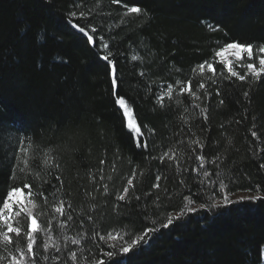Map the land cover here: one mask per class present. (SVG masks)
I'll return each mask as SVG.
<instances>
[{
  "label": "trees",
  "instance_id": "1",
  "mask_svg": "<svg viewBox=\"0 0 264 264\" xmlns=\"http://www.w3.org/2000/svg\"><path fill=\"white\" fill-rule=\"evenodd\" d=\"M133 6L147 15L125 16ZM72 11L90 15L76 20L68 15ZM69 19L89 32L94 26L96 43H88ZM232 40L264 43V0H0V195L30 183L34 193L47 197L46 205L43 197H34L47 213L41 226L56 216L52 235L62 251L49 249V261L38 257V264H53V255L60 257L55 264H72L70 251L78 253L77 264H91L112 243L99 237L93 241L94 232L106 238L109 232L119 235L118 251L125 239L151 227L159 231L127 255V264H264V202L243 212L201 209L162 227L169 214L186 206L199 209L206 200L202 172L192 171L200 163L196 154L205 156L213 180L219 170L225 182L235 181L231 199L264 196V80L241 82L218 75L213 85L207 74L192 71L213 61L215 51ZM108 51L120 77L118 96L141 127L147 150L136 147L116 104L110 67L101 59ZM132 55L140 59L133 61ZM189 80L194 91L205 82L206 89L198 92L201 100L179 94ZM168 84L174 91L171 99L165 96L162 108L156 97ZM205 91L211 95L204 96ZM194 103L207 108V120ZM197 138L205 147L193 153L189 140ZM169 149L176 159L161 163L159 156ZM214 157L220 159L208 163ZM48 160L54 164L46 165ZM157 175L159 187H153ZM129 178L134 185L128 197L117 201ZM60 199L72 204L68 213L74 218L63 230L59 222L66 217L52 212ZM36 235L34 248L43 256L46 237ZM64 236L81 239V244Z\"/></svg>",
  "mask_w": 264,
  "mask_h": 264
},
{
  "label": "snow or ice",
  "instance_id": "2",
  "mask_svg": "<svg viewBox=\"0 0 264 264\" xmlns=\"http://www.w3.org/2000/svg\"><path fill=\"white\" fill-rule=\"evenodd\" d=\"M119 0H113V3H118ZM78 7V5H77ZM141 14L144 13L147 15L146 10L141 7L133 6L128 7L125 16L128 14ZM73 19L84 18L89 13H85L81 11L79 14L77 12L72 11L68 14ZM73 19H69L68 23L75 29H78L80 33H83L87 37V41L90 44L96 43V38L94 34L97 32V29L94 26H90L89 30H86L85 27L80 26L78 23H74ZM218 29V26H217ZM103 40V37L100 38ZM103 49H108V44L102 43ZM228 50H232L235 63L232 58L225 57V53ZM112 53L110 51L107 54L101 56V59L107 62V65L110 67V76H111V88L113 90V94L117 95L116 104L120 109L123 110V116L127 118L126 128L128 131L133 134V139L135 140L136 147L147 150L148 142L144 138V133L139 125L134 123L131 115V110L126 103L124 97L118 96V88L120 84V77L118 75V70L116 67V63L113 59H111ZM131 59L133 61L140 59L138 55H132ZM245 59H247V63H245ZM222 65V70L218 73V66ZM199 70V75L204 77L206 74L208 75V80L211 84L215 85L217 83L216 77L219 75L223 79H231L235 78L241 82L249 81L251 83L260 82L264 80V43H260L258 46L255 43L250 42H240L238 40H232L231 42L225 43L223 47L218 48L215 51V59L213 61H204L198 64L196 67L192 69L193 73ZM238 69H246L244 71H240ZM179 71V70H178ZM227 73V76L224 73ZM141 75H144L142 72ZM181 81L177 80L176 85H180ZM206 84L203 80L199 83L198 89L193 90L192 81L189 80L186 86L179 87V94L187 93L189 96L194 98V101L201 100V96L198 94L199 90H205ZM174 91V86L172 84H168L166 90H161L160 94L156 97V102L160 105V107H164V99L167 96L169 99L172 98ZM217 95H220L219 90H217ZM211 93L205 91L204 96H210ZM244 97L247 98L249 93L245 91L243 93ZM179 103V101H178ZM224 101L221 100L220 104H223ZM194 108H199L200 113L204 115V119L207 120V108H202L199 103L193 104ZM188 111L187 108L184 110ZM185 123H187V117H183ZM239 123V121H237ZM252 137L258 138L257 132H251ZM230 142V141H229ZM25 144V140H20V145L23 146ZM189 146L192 148L193 153L196 152V149L199 148L201 150L204 149L205 145L201 141L200 138L189 140ZM28 147L31 148V143L28 144ZM156 157H153L155 159ZM173 161L176 159V153L172 149L166 150L159 156V160L163 163L165 160ZM195 159L199 161L198 168L192 169V171L197 172L198 174L202 172V178L200 183L202 185L201 191L204 192L206 196V200L204 203L199 205V209L193 207H185L181 208L179 212L175 215L169 214L166 222L162 225L163 228L167 229L171 225L174 224L175 221L181 220L189 213L197 212L201 209L203 210H224V211H236L243 212L251 210V207L256 204L257 201L264 202V196H251V197H239L237 199H231L230 196L232 194L231 184H233L234 180H229L225 182L223 178H221V173L219 170L216 171L215 176L216 179L213 180L212 173L205 168V156L202 154H196ZM220 159L219 157H214L212 161L208 163L215 164L216 161ZM101 164H104L105 161L101 160ZM45 164H54V160L45 161ZM27 167V161H25V167H19L18 171L21 173L25 172ZM55 167H59V165H55ZM220 165L216 164V168L219 169ZM261 169H264V164L260 165ZM179 170V169H178ZM188 169H185L187 171ZM17 167H13V176L12 179L16 178ZM135 169H133V177L135 176ZM57 180H61L59 175L56 176ZM103 179V176H101ZM161 180V176H156L157 184L153 185V187H159V181ZM62 183V181H61ZM183 183V181H182ZM134 185V179L129 178L127 180V186L123 187L122 193L116 196L117 201H125L128 197L130 188ZM206 186V187H205ZM27 190V191H25ZM239 191L251 189H237ZM261 189L257 188V191ZM58 191V189L56 190ZM108 193V186H104V194ZM39 195L44 198L45 205L47 204V197L44 195V192L34 193L33 186L30 183H23L21 186H12L9 187L6 195H0V264H38L37 258L40 257L43 261L47 262L50 259L49 249H53L56 253L62 251L60 245L57 243V240L52 235V223L53 219H56V216H53V219L48 220L47 227H42V221L40 218L44 215H47L46 212L41 210V205H39L34 199L35 196ZM55 197V192L52 193ZM91 195V193H89ZM137 200L140 199L139 196L136 197ZM190 204L195 203L189 196L184 197ZM72 209V204L68 203L66 206V202L63 199H60L58 203L52 206V212L54 214H58L59 217H66V219L59 222V226L61 230L67 227L69 222L73 221V216L68 213V210ZM26 218V219H25ZM92 217L89 216L88 220L91 221ZM81 226H83V222H81ZM159 231L156 227L145 228L143 232L136 236L135 238L128 241L127 239L121 244L117 251L116 241L122 240L119 235L114 236L111 232L108 233L107 238L100 234L99 232L93 233V241H95L96 237H99L100 241H112L108 247L111 249L110 251H103L101 249V258L95 259L93 258L91 264H127L126 257L129 253H135L140 250L142 247L147 245L149 241L155 236V234ZM43 234L46 239L43 243V256L40 255L34 248L37 245V233ZM63 239L65 241H70L71 244L80 245L81 239L64 236ZM96 247H100L99 244ZM81 253L83 249L81 248ZM106 257L107 259H105ZM59 256H51V260L53 264L56 261H59ZM69 259L72 264H77L78 253L76 251L69 252Z\"/></svg>",
  "mask_w": 264,
  "mask_h": 264
},
{
  "label": "rangeland",
  "instance_id": "3",
  "mask_svg": "<svg viewBox=\"0 0 264 264\" xmlns=\"http://www.w3.org/2000/svg\"><path fill=\"white\" fill-rule=\"evenodd\" d=\"M225 57H227V58H232L233 59V61H235L234 60V56H233V52H232V50H228V52L227 53H225ZM122 110V109H121ZM122 113H123V110H122ZM125 118V117H124ZM133 119V118H132ZM134 121V120H133ZM125 122H127V118H125ZM135 123V122H134ZM240 197H244V196H240ZM232 199H236V198H232ZM262 262L264 263V252H263V254H262Z\"/></svg>",
  "mask_w": 264,
  "mask_h": 264
}]
</instances>
